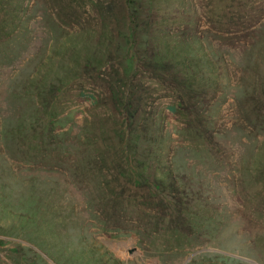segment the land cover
Here are the masks:
<instances>
[{
	"label": "rangeland",
	"instance_id": "1",
	"mask_svg": "<svg viewBox=\"0 0 264 264\" xmlns=\"http://www.w3.org/2000/svg\"><path fill=\"white\" fill-rule=\"evenodd\" d=\"M0 264H264V0H0Z\"/></svg>",
	"mask_w": 264,
	"mask_h": 264
},
{
	"label": "bare ground",
	"instance_id": "2",
	"mask_svg": "<svg viewBox=\"0 0 264 264\" xmlns=\"http://www.w3.org/2000/svg\"><path fill=\"white\" fill-rule=\"evenodd\" d=\"M119 247V246H118Z\"/></svg>",
	"mask_w": 264,
	"mask_h": 264
}]
</instances>
